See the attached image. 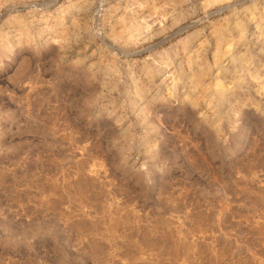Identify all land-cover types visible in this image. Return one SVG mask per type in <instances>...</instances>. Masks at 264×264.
Listing matches in <instances>:
<instances>
[{"label":"rangeland","instance_id":"374dc122","mask_svg":"<svg viewBox=\"0 0 264 264\" xmlns=\"http://www.w3.org/2000/svg\"><path fill=\"white\" fill-rule=\"evenodd\" d=\"M0 264H264V0H0Z\"/></svg>","mask_w":264,"mask_h":264}]
</instances>
